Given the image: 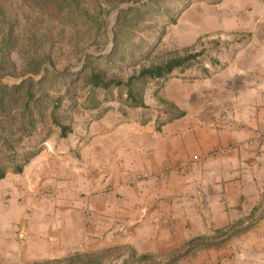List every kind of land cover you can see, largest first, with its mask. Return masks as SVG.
Returning <instances> with one entry per match:
<instances>
[{
  "label": "crops",
  "instance_id": "0c3cea01",
  "mask_svg": "<svg viewBox=\"0 0 264 264\" xmlns=\"http://www.w3.org/2000/svg\"><path fill=\"white\" fill-rule=\"evenodd\" d=\"M232 2L237 15L220 31L236 39L218 64L157 78L176 116L163 117L158 98L154 114L102 116L47 139L21 173L0 179V230L20 239L0 264L66 256L117 229L143 231V245L170 258L255 208L264 192V0ZM195 253L189 264L213 251Z\"/></svg>",
  "mask_w": 264,
  "mask_h": 264
},
{
  "label": "rangeland",
  "instance_id": "374dc122",
  "mask_svg": "<svg viewBox=\"0 0 264 264\" xmlns=\"http://www.w3.org/2000/svg\"><path fill=\"white\" fill-rule=\"evenodd\" d=\"M95 1L96 3L84 0L86 8L92 14L86 18L87 23L78 24L77 29L71 30L76 24L72 23L74 26L67 28L55 39L59 41L52 48L56 74H48L44 81H39L40 85L36 88L35 98L39 100L33 111L35 127L28 128L21 120L19 103L9 105L6 108L8 115L0 118L1 160H6L10 156V150L3 141L4 136L10 138V143L17 152V159L21 160L25 153L36 151L38 154L47 139L67 138L76 131L78 125H87L102 116H112L116 112L125 114L137 108H148L154 114L153 111L157 112V98L162 106L161 110L164 111L163 117L167 119L176 116L178 110L157 94L163 83L159 81L157 83V78L131 81L133 93L145 105L137 107L130 106L132 103L126 100L125 87H110L107 90L90 88L85 78L92 70L99 72L105 79L126 81L142 66L163 63L170 57L188 53L196 56L172 72L179 74L185 68L192 71L203 69L206 63L216 66L219 53L228 51L229 45L236 39L234 36L225 38L220 31L224 29V21H233V17L237 15L238 10L234 8L233 0H126L117 2L116 5H113L111 0ZM1 2L2 8L7 12L16 8V4L20 6L22 18L24 13L32 14L39 10L36 5H32L33 0ZM127 4L130 5L125 6ZM129 7L134 10L123 12ZM52 8L48 4H42L40 9L44 13H51ZM97 8L109 10V13L106 16L94 17ZM93 17L94 20L91 19ZM18 23L23 26L25 21L21 19ZM60 27L61 24L50 27L51 33L55 35V29ZM72 32L74 36H71ZM73 43L86 46L77 54ZM25 53H20L11 60L14 61L18 74L0 76L11 83L6 85H17L27 78L38 81L46 67L54 70L51 63L46 61L41 65L38 74L31 72L21 74L26 60ZM55 103L57 106H54ZM39 110L43 112L42 118L39 116ZM50 114L61 124L67 125L71 132L65 137H60L59 128L51 122ZM9 173L14 172L9 169L7 174ZM238 220H242V225L226 235L220 236L217 228L210 227L209 233L205 235L206 240L218 241L219 245H203L201 246L203 248L196 246L188 253L183 252L184 248L180 247L170 258L169 255L150 252L147 246L143 245L145 236L143 231L131 230L129 235L132 237L128 238L129 235L122 237L121 230L117 229L114 237L108 239L95 237L85 242L83 240L84 243L77 244L75 250L68 255L45 261L48 264H162L161 262L167 264L171 261L189 264L195 258V252L209 249L213 253L204 264H264V192L255 208ZM238 220L218 229H226ZM246 225L249 229L239 232V227ZM17 233L18 230H14L12 235H6L0 230V251L10 252L12 247H15L12 240L15 243L20 240ZM19 260L14 264L38 262L18 263Z\"/></svg>",
  "mask_w": 264,
  "mask_h": 264
},
{
  "label": "trees",
  "instance_id": "16d2710c",
  "mask_svg": "<svg viewBox=\"0 0 264 264\" xmlns=\"http://www.w3.org/2000/svg\"><path fill=\"white\" fill-rule=\"evenodd\" d=\"M113 5L117 2L126 0H111ZM151 1V0H149ZM96 3L95 0H92ZM19 3H21L19 1ZM42 4L52 6L51 13H44L42 11ZM39 9L32 14H23L19 10L21 7L16 4V8L9 10L8 12L2 8V2L0 0V76L11 74L16 75V66L14 61H11L14 56H19L20 53H25L26 60L23 63L21 74L25 72H31L38 74L41 70V65L49 61L54 67V70L49 68L44 69V73L40 80L34 81L32 78H27L26 80L20 82L17 85H0V118L6 117L8 115L6 108L14 103L20 104L19 115L21 120L24 121L28 128H34V107H36V102L39 98H35L37 87L39 83L44 81L45 78L50 75H55V62L52 60V48H54L55 43L59 42L55 39L60 37L67 28L74 26L72 23H76L75 30L78 27L76 25L81 23H87L86 18L91 16L90 10L86 8L84 0H33V4ZM59 10V11H58ZM134 8L129 7L123 12L132 11ZM109 10H96V16H106ZM94 17L91 18L94 20ZM33 18V20H30ZM23 19L25 24L20 26L18 22ZM61 24L62 27L55 29V35L51 33L52 26H57ZM104 22L102 21V26ZM101 25V24H100ZM104 27V26H103ZM105 31V27H104ZM74 36V32L71 33ZM73 48L76 53L79 54L85 48L86 45H78V43H73ZM195 54H185L176 55L168 58L163 63H158L154 65L142 66L139 68L135 75L128 77L126 81L120 79H105L99 72L89 71L88 76L85 78L86 84L90 88H101L107 90L110 87H125L126 88V100L130 101L132 104L130 106H145L143 101L133 93L131 89V81L133 79H156L163 77L166 74L171 73L177 68H180L184 63L193 59ZM40 81V82H39ZM54 106H57L56 103ZM39 116L42 118L43 112L39 110ZM50 120L59 128V136L65 137L71 132V129L67 125L61 124L56 120V118L50 114ZM4 142L9 148V157L6 160H1L0 158V179L4 178L10 169L14 173H21L25 164H27L31 158H33L37 152L25 153L22 155L21 160L17 159V152L13 145L10 143V138L4 136ZM252 214V213H251ZM242 220H238L226 229H217L220 236L228 234L230 231L238 228L237 226L242 225ZM239 232H245L249 229V226L239 227ZM205 235H199L191 238L186 242L187 249L185 252L191 251L196 246L203 245H219L220 242L206 240ZM216 239V238H215ZM222 243V242H221ZM31 264H48L46 261L31 262Z\"/></svg>",
  "mask_w": 264,
  "mask_h": 264
},
{
  "label": "built area",
  "instance_id": "2783aa9c",
  "mask_svg": "<svg viewBox=\"0 0 264 264\" xmlns=\"http://www.w3.org/2000/svg\"><path fill=\"white\" fill-rule=\"evenodd\" d=\"M222 120L225 122V123H227V122H229L230 120H231V118H232V115H231V112L229 111V109H224L223 111H222ZM212 152V151H211ZM141 177H148L149 175L148 174H142V175H140Z\"/></svg>",
  "mask_w": 264,
  "mask_h": 264
},
{
  "label": "water",
  "instance_id": "95a60500",
  "mask_svg": "<svg viewBox=\"0 0 264 264\" xmlns=\"http://www.w3.org/2000/svg\"><path fill=\"white\" fill-rule=\"evenodd\" d=\"M130 4H127L125 6H129ZM117 12V11H116ZM6 84H11L8 82L6 79L0 78V85H6Z\"/></svg>",
  "mask_w": 264,
  "mask_h": 264
}]
</instances>
